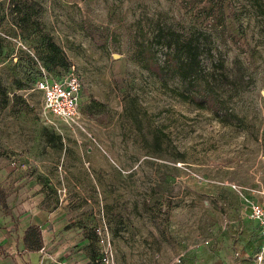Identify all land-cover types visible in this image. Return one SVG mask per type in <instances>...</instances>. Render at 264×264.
<instances>
[{"label":"rangeland","instance_id":"1","mask_svg":"<svg viewBox=\"0 0 264 264\" xmlns=\"http://www.w3.org/2000/svg\"><path fill=\"white\" fill-rule=\"evenodd\" d=\"M164 25L210 48L185 79ZM70 68L80 119L66 124L33 84ZM230 184L264 193V0H0V257L27 202L60 215L86 264L100 221L111 264H251Z\"/></svg>","mask_w":264,"mask_h":264},{"label":"built area","instance_id":"2","mask_svg":"<svg viewBox=\"0 0 264 264\" xmlns=\"http://www.w3.org/2000/svg\"><path fill=\"white\" fill-rule=\"evenodd\" d=\"M33 90L40 93L42 109L47 114L66 124L75 123L80 119L78 111L80 82L72 68L61 79L52 78L43 72L35 81ZM230 189L240 198L244 214L255 224L259 245L251 258V264H264V193L234 184H230ZM254 194L259 196L255 198ZM94 235L100 264H111L112 253L103 221L94 228Z\"/></svg>","mask_w":264,"mask_h":264},{"label":"crops","instance_id":"3","mask_svg":"<svg viewBox=\"0 0 264 264\" xmlns=\"http://www.w3.org/2000/svg\"><path fill=\"white\" fill-rule=\"evenodd\" d=\"M256 198V197H255ZM18 215L11 223V232L2 240L4 253L0 257V264H86L88 258L84 251L86 244L67 236L62 232L63 222L55 211L49 212L31 206L24 202ZM253 228L257 247L255 224L249 220ZM36 227L40 234V246L36 250H28L22 243L23 232L28 227Z\"/></svg>","mask_w":264,"mask_h":264},{"label":"trees","instance_id":"4","mask_svg":"<svg viewBox=\"0 0 264 264\" xmlns=\"http://www.w3.org/2000/svg\"><path fill=\"white\" fill-rule=\"evenodd\" d=\"M156 38L159 39V46L164 53V60L165 63L169 65V68L173 71L174 76L178 78H187L189 73L191 74L193 71L194 66H200L201 59L200 56L202 55V51H205L207 54L210 53V48L205 47L204 44L198 45V40L195 38L196 36L200 35L201 37L204 36L202 32H190L189 35L185 38L184 41L179 42L175 38H172V35L175 33L170 30V28L166 25L164 26H156L155 29ZM176 36V35H175ZM174 36V37H175ZM181 43L180 48L178 45ZM47 48L53 55L60 56L61 51L59 47H57L54 43L48 42ZM61 57H59L60 59ZM138 63L142 64V68L153 74L154 71L148 69V63L145 61H141L139 57L136 59ZM144 62V63H143ZM144 64V65H143ZM149 64H153V61L149 62ZM155 77L159 80L161 79L160 73L155 71ZM34 85V84H33ZM22 243L24 247L28 250H36L40 246V234L39 230L36 227H28L22 235ZM96 246V245H95ZM97 253V249H96ZM98 255V254H97Z\"/></svg>","mask_w":264,"mask_h":264}]
</instances>
